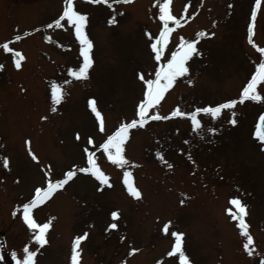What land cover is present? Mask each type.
Here are the masks:
<instances>
[{
    "label": "rangeland",
    "instance_id": "1",
    "mask_svg": "<svg viewBox=\"0 0 264 264\" xmlns=\"http://www.w3.org/2000/svg\"><path fill=\"white\" fill-rule=\"evenodd\" d=\"M73 3L88 14L85 30L93 42V64L86 79L68 75L69 68L82 62L74 29L65 21L63 28L44 27L62 13L64 0H0V44L7 42L24 57L17 69L13 53L0 47V264H16L25 245L38 249L36 264H71L73 240L85 232L78 264H180L178 253L168 255L175 243L173 231L184 234L182 249L190 264H261L264 152L253 135L264 102H238L216 119L201 114V129H194L188 117L153 119L130 129L124 154L133 162L128 170L142 193L141 198L132 197L122 183L123 170L96 149L120 122L136 118L144 90L138 73L150 78L156 67L152 40L146 34L153 38L159 34V9L155 0L112 7L89 0ZM254 7L255 0H172V14L181 24L169 22L173 31L161 63L170 57L179 37L195 39L201 31L212 35L199 38L195 47L200 55L187 61L189 73L177 77L150 114L167 116L177 106L192 112L239 97L256 64L264 59L258 51L264 48V0L252 34L248 26ZM110 18L115 23L110 24ZM251 34L255 44L249 43ZM53 82L64 92L55 112ZM257 90L264 96V82ZM90 99L102 114L103 133ZM232 111L236 125L228 123ZM208 128L217 132H207ZM88 137L93 145L87 144ZM85 147L94 151L111 186L77 172L36 206L32 215L37 223L51 218L48 243L39 246L31 239L34 233L23 221L21 206L37 187L46 186V173L56 180L73 166L86 167ZM4 157L8 167L2 164ZM234 197L247 205L244 220L253 237L251 254L243 247L246 237L238 221L226 211H235L230 204ZM114 210L119 213L116 218L110 215ZM112 223L117 224L115 229L109 228ZM132 248L138 251L129 255Z\"/></svg>",
    "mask_w": 264,
    "mask_h": 264
},
{
    "label": "snow or ice",
    "instance_id": "2",
    "mask_svg": "<svg viewBox=\"0 0 264 264\" xmlns=\"http://www.w3.org/2000/svg\"><path fill=\"white\" fill-rule=\"evenodd\" d=\"M92 4L104 3L108 4L109 7H112L116 3H131L132 0H89ZM158 9H159V20L162 23V27L159 30V34L154 38L151 33L146 35L152 40L150 47L154 53V61L156 62V67L154 73L150 78H146L144 73H138V78L143 82V98L139 101L136 106L135 119H132L128 122H120L118 127L115 128L111 134L106 136V139L98 145L96 150H103V153L106 155L107 160L118 168L123 170L122 183L126 187L127 192L134 198H141V191L134 185L131 173L128 170L130 166H134L133 162L126 158L124 154V145L129 138V130L136 127H143L148 121L156 119H169L171 117H188L191 120L192 127L194 129H201V120L198 118L199 114L203 113L205 116H209L212 119H216L221 116L222 111L225 109H234L237 103H244L245 100H250L253 102H264V96L261 95V92L257 90V86L264 82V59H262L255 66V71L251 74L250 79L246 85L241 89L240 95L236 99H228L222 103H217L215 105H208L204 107H197L192 112H185L180 110L177 106L172 112L167 116H161L158 112L153 111L150 114V109H154L163 98L165 92L170 89L177 77L184 76L189 73V66L187 61L195 55H200L199 50L195 47L199 38L212 35V33H206L204 31L196 33L195 39H185L183 36L179 37V42L176 44L175 49L171 51L170 57H165V61L161 63V58L164 55L165 46L168 44L170 39V34L173 31V28L169 27V22H173L174 25L179 26L181 24V19H178L177 16L172 14L171 4L172 0H155ZM262 0H255V7L251 12V21L248 26L249 33L253 31V24L257 16V9L260 7ZM192 15H195L193 13ZM191 17H189L190 19ZM61 21H65L74 29L75 37L77 38L80 48V56L82 57V62L77 68H69L68 75L76 79H86L88 77V72L90 67L93 64L91 57V50L93 48V42L89 39L86 32V25L88 23V14L76 10V6L73 3V0H64V7L62 13L58 18L54 19L51 23L46 24L44 27L51 29L53 26L58 28H63L64 24ZM110 24L115 23L114 18H110L108 21ZM16 40H20L19 35L15 36ZM249 43H254L249 37ZM0 47L6 52L13 53V62L17 69L21 67V61L24 59L21 53L16 52L13 48L9 47L7 42L0 44ZM258 51L261 54H264V48H259ZM3 65H0L2 68ZM192 83L191 80L188 81ZM64 83H69L68 80H65ZM63 88L60 84L55 82L51 86V100L53 102L52 111L55 112V105L60 103L63 99ZM89 106L91 111L95 114L96 120L98 122V128L101 133L105 131L104 120L101 112L98 110L94 99L89 100ZM41 119H46V117H41ZM228 123L231 125H236V112H231V118L228 120ZM207 132L215 133L217 132L216 128H208ZM261 142H264V114H261L259 117V122L256 125V131L254 133ZM77 139H79V134H77ZM26 143H29L26 141ZM87 144L93 145L94 141L92 137L87 138ZM87 158L86 167H75L73 166L70 170L64 173L62 179L53 180L50 178V172L46 173V186L37 187L34 190V196L32 199L24 203L22 207V218L24 223L27 225L29 230L34 234L31 239L37 245L43 246L48 243L46 239V233L51 227V218L44 223H37L35 218L32 215V210L48 200L51 195L58 189L63 188V186L68 182V180L76 175L77 172L84 174H91L93 177L99 181L101 185H110L109 176L100 168V165L96 161L94 151H90L88 147L83 149ZM29 155H31L33 160H36L37 157L34 153L31 152L29 148ZM158 157L166 164L168 168H171L172 165L164 161V158L161 154H157ZM2 164L4 167H8L7 157L3 158ZM183 195V194H182ZM183 203V201H181ZM230 204L235 206V211L233 208H228L226 211L231 214L233 220L238 221V228L242 236L246 237V242L243 244V247L246 251L251 254L252 249L249 248V245L253 244V237L248 231V224L244 220L246 215L247 205L242 203L238 197L230 198ZM118 211L114 210L111 212L113 218L118 217ZM13 215H16V212H13ZM171 222H167L163 231L167 232ZM117 224L112 223L109 225V228L115 229ZM107 230V229H106ZM175 237V243L172 246L171 251L168 255L179 254L180 264H190L189 258L185 255L182 249V237L183 233L173 231L171 233ZM87 237V232L82 235H78L73 240L72 254H71V264H78V257L80 256L79 245ZM37 250H29V247L25 245L23 247L22 259H17L16 264H36L35 257L37 255ZM138 251L135 248L130 249L129 255ZM16 253L13 252V258L16 257ZM264 264V261L261 262Z\"/></svg>",
    "mask_w": 264,
    "mask_h": 264
}]
</instances>
